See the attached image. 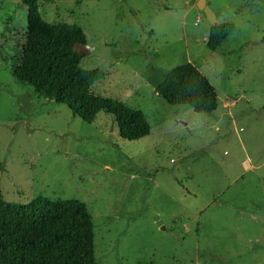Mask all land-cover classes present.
I'll return each mask as SVG.
<instances>
[{"label":"rangeland","instance_id":"obj_1","mask_svg":"<svg viewBox=\"0 0 264 264\" xmlns=\"http://www.w3.org/2000/svg\"><path fill=\"white\" fill-rule=\"evenodd\" d=\"M196 1H40L45 20L82 28L72 49L101 70L93 91L144 113L149 134L126 140L111 115L87 123L17 80L25 6L0 0V192L84 202L95 264H264V0H206L234 25L214 51ZM186 62L214 87V111L154 91Z\"/></svg>","mask_w":264,"mask_h":264},{"label":"trees","instance_id":"obj_2","mask_svg":"<svg viewBox=\"0 0 264 264\" xmlns=\"http://www.w3.org/2000/svg\"><path fill=\"white\" fill-rule=\"evenodd\" d=\"M40 1L21 0L25 30L12 73L33 90L65 104L73 116L91 123L99 112L111 115L118 134L137 140L149 134L144 113L93 91L100 69H84L82 56L72 49L74 40L85 42L76 24L49 22ZM231 22L210 25L206 46L214 51L233 30ZM154 91L167 103L189 105L195 112L217 107V93L207 77L186 62L166 71ZM1 169V166H0ZM0 264H95L94 226L84 202L77 199L37 197L26 204L11 203L0 192Z\"/></svg>","mask_w":264,"mask_h":264},{"label":"water","instance_id":"obj_3","mask_svg":"<svg viewBox=\"0 0 264 264\" xmlns=\"http://www.w3.org/2000/svg\"><path fill=\"white\" fill-rule=\"evenodd\" d=\"M196 7L202 11L205 18L208 20V22L211 25L216 23V15L213 12V10L209 7V5L206 3V0H197ZM162 229H164V227H162Z\"/></svg>","mask_w":264,"mask_h":264},{"label":"crops","instance_id":"obj_4","mask_svg":"<svg viewBox=\"0 0 264 264\" xmlns=\"http://www.w3.org/2000/svg\"><path fill=\"white\" fill-rule=\"evenodd\" d=\"M235 99V98H234ZM224 107H226V103H224ZM183 189H186V191L188 192V193H193L192 191H190L188 188H184L183 187ZM161 229H162V227H161Z\"/></svg>","mask_w":264,"mask_h":264}]
</instances>
